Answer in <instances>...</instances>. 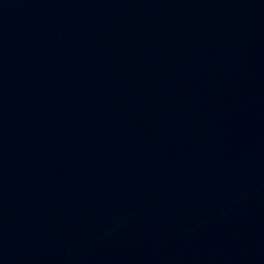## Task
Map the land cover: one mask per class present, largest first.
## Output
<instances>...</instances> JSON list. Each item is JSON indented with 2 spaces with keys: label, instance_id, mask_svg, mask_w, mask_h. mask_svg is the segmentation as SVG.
<instances>
[{
  "label": "water",
  "instance_id": "1",
  "mask_svg": "<svg viewBox=\"0 0 264 264\" xmlns=\"http://www.w3.org/2000/svg\"><path fill=\"white\" fill-rule=\"evenodd\" d=\"M0 264H264V0H0Z\"/></svg>",
  "mask_w": 264,
  "mask_h": 264
}]
</instances>
